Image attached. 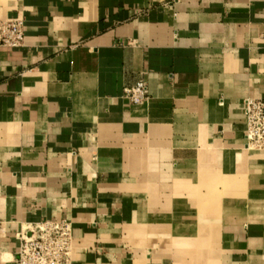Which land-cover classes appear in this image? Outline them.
<instances>
[{"label":"crops","instance_id":"1","mask_svg":"<svg viewBox=\"0 0 264 264\" xmlns=\"http://www.w3.org/2000/svg\"><path fill=\"white\" fill-rule=\"evenodd\" d=\"M0 264L72 224L75 264H264V0H0ZM143 80L149 99L128 106Z\"/></svg>","mask_w":264,"mask_h":264},{"label":"built area","instance_id":"2","mask_svg":"<svg viewBox=\"0 0 264 264\" xmlns=\"http://www.w3.org/2000/svg\"><path fill=\"white\" fill-rule=\"evenodd\" d=\"M23 44V21L0 20V48L18 49ZM122 99L131 107L143 105L149 99L147 84L138 81L124 90ZM244 106L246 148L264 151V99H246ZM17 239L14 264H75L72 224L67 220L29 224L17 234Z\"/></svg>","mask_w":264,"mask_h":264}]
</instances>
